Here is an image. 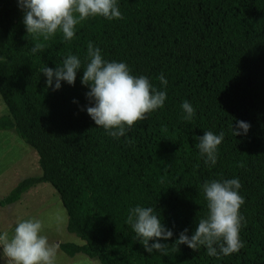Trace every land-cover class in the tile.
<instances>
[{"label":"trees","instance_id":"obj_1","mask_svg":"<svg viewBox=\"0 0 264 264\" xmlns=\"http://www.w3.org/2000/svg\"><path fill=\"white\" fill-rule=\"evenodd\" d=\"M119 7L123 19L89 18L66 42L59 32L48 39L26 33L16 0H0V98L8 112L0 131H14L33 149L41 171L18 183L4 205L50 185L66 211L67 232L84 243L59 245L70 258L264 264V0H119ZM90 41L106 60L125 62L154 86L161 74L168 80L164 107L119 139L83 111L82 73L56 92L40 73L68 54L83 60ZM185 100L196 110L191 121L181 119ZM236 120L251 125L246 136L231 135ZM204 131L225 133L215 166L204 165L196 148ZM232 178H239L244 198V246L236 253L217 259L181 245L148 255L125 223L130 207L153 206L175 234L187 228L191 235L207 212L201 184Z\"/></svg>","mask_w":264,"mask_h":264},{"label":"clouds","instance_id":"obj_2","mask_svg":"<svg viewBox=\"0 0 264 264\" xmlns=\"http://www.w3.org/2000/svg\"><path fill=\"white\" fill-rule=\"evenodd\" d=\"M16 3L22 13L26 33L44 39L59 32L69 42L75 37L77 25L89 18L102 17L109 21L123 19L119 0H16ZM38 51L39 45L31 49L32 54ZM40 73L45 78V88L52 92L60 90L62 82L74 86L77 74L82 73L80 84L87 88L85 99L88 102L83 111L96 127L102 128L114 139L124 137L136 122L163 108L167 98L168 80L164 74L157 77L159 87L154 86L148 77L131 74L125 62L106 60L102 50L91 41L87 44L83 60L79 55L68 54L61 65H44ZM73 103L78 102L74 100ZM180 109L182 120L195 118L196 110L189 101H182ZM250 127L248 122L236 120L235 126L231 125V135L246 136ZM195 139L204 165L215 166L225 133L204 131L202 136ZM200 187L207 212L195 224L191 235L187 228L175 234L153 206L137 204L127 210L125 223L130 226L145 253L163 256L170 248L178 251L183 245L194 252L203 248L209 257L218 259L236 253L244 246L240 230L245 218L239 211L244 198L240 195L239 178L208 179ZM174 235L177 238L171 244L167 243ZM0 262L56 264V251L44 234L41 219H20L11 235L0 232Z\"/></svg>","mask_w":264,"mask_h":264},{"label":"rangeland","instance_id":"obj_3","mask_svg":"<svg viewBox=\"0 0 264 264\" xmlns=\"http://www.w3.org/2000/svg\"><path fill=\"white\" fill-rule=\"evenodd\" d=\"M8 115L0 98V118ZM41 175L36 152L27 146L14 131H0V232L11 235L20 219L36 217L44 224V234L56 251V264H100L84 255L73 258L59 250L60 244L84 243L66 230L67 214L59 196L48 184H40L24 193L21 199L4 205L16 185L25 179L39 178ZM3 264V262H0Z\"/></svg>","mask_w":264,"mask_h":264}]
</instances>
